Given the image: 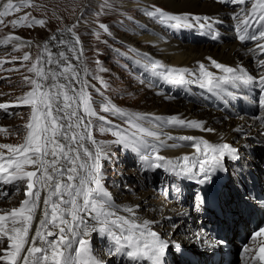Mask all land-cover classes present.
<instances>
[{"label": "snow or ice", "instance_id": "snow-or-ice-1", "mask_svg": "<svg viewBox=\"0 0 264 264\" xmlns=\"http://www.w3.org/2000/svg\"><path fill=\"white\" fill-rule=\"evenodd\" d=\"M219 2L245 5L247 0ZM30 3L31 0H19V3L4 0L0 2V18L20 12ZM146 15L173 28H189L193 24L201 29L209 26L206 23L208 17L175 15L160 8H153ZM27 19L25 15L12 23L22 24ZM233 19L237 21L235 31L238 39L241 42H257L256 48L264 56V0H254L250 10L241 8ZM45 23L43 19H33L28 26H44ZM100 28L108 30L103 24ZM66 31L72 33L73 29ZM13 38L21 39L11 36L7 39ZM50 41L67 46L68 53L74 55L70 58L65 51L53 54L49 43L45 42L44 52L28 68L34 76L25 77L31 90L17 98L19 105L31 109L29 122L24 126V141L20 144H0V149L7 150L0 151V184L12 185L16 192L23 186L25 196L19 207L0 209V261L3 264H104L92 255L89 247L88 237L97 233L111 241L109 255L125 256L132 264H163V257L170 247L169 240L153 230L154 221L139 219L133 208H124L123 211L129 215H121L120 209L114 206L111 194L105 190L101 161L110 159L108 146L94 138L93 129L97 128L101 133L111 132L116 137L112 143L138 153L139 159L149 169L163 168L175 176L196 180L200 185H211L218 171H226L225 158H238L239 150L228 143L212 144L193 136L169 135L168 140L191 142L187 146L195 149V153L175 160L160 155L165 141L159 132L141 123L148 118L147 114L127 113L111 101H106L102 111L123 118L126 127L122 128L99 115L88 89H95L101 96L103 92L81 78L80 68L73 63V60H80L83 50L77 49L74 44L69 46L66 40H58L55 35ZM78 43L76 37L75 44ZM28 60L30 54L25 53L23 61ZM209 61L219 70V75L209 71L203 63L194 71L168 67L147 59L144 67L166 83L195 84L217 96L232 95L229 89L245 86L259 88L261 94L256 103L261 114L256 119L264 125V71L256 77L242 68L226 66L211 58ZM258 64L264 70V58ZM84 75H87L86 69ZM94 78L100 80L104 88L107 87L102 78ZM6 107L8 105L0 104V108ZM93 118L103 123L96 125ZM163 123L212 131L204 129L203 122L185 121L178 117H169ZM167 146L175 148L180 145L172 143ZM176 191L180 189L177 187ZM0 195L7 196L8 193L0 192ZM213 201L210 189L197 192L195 196L198 209L205 204L211 206ZM261 204L264 205V201ZM261 236H264V226L251 235L253 245L243 249L247 264H264V240L259 242L258 248L255 247L257 238ZM194 237L199 241L202 233L196 232ZM223 243L225 241L218 242ZM171 247L178 252L182 250L176 242L171 243Z\"/></svg>", "mask_w": 264, "mask_h": 264}, {"label": "rangeland", "instance_id": "rangeland-1", "mask_svg": "<svg viewBox=\"0 0 264 264\" xmlns=\"http://www.w3.org/2000/svg\"><path fill=\"white\" fill-rule=\"evenodd\" d=\"M13 3H19V0H13ZM128 6L129 8H127ZM124 8L127 9L124 10ZM153 8H160L166 13L173 14L161 3H150L146 0H31L30 6L22 8L20 12L0 18L2 19L0 22V62L2 64L0 66L7 69L2 74L5 77L0 84V102H13V106L10 108L11 113H4L0 109V129L6 130L0 131V144L23 143L26 134L24 126L29 122L31 109L29 106L19 105L17 98L31 90V85L25 80V77H33L34 74L28 72V68L31 67L36 57L44 52L45 42L49 43V49L55 44V50H51L53 54L65 51L71 58L74 54L68 53L67 46L57 45L56 42L50 41L56 31L64 33L68 28L73 29V35L79 39L78 44H75V39L69 32L57 38L66 40L69 46L74 44L77 49L83 50L80 60H74L73 63L77 64L79 68L81 63V78L87 79L103 92L101 96L95 89H88L92 94L93 107L97 113L122 128L126 127L123 118L102 111L104 102L111 101L117 108L127 113H146L155 98L161 96L157 94L156 90L150 88L152 86L150 83H144L138 78V72L135 71L132 62L140 60L142 54L127 45L124 39L137 36L134 32L136 26L140 29L148 26L143 24L140 17L148 23L156 21L146 15ZM25 15L28 16L26 21L13 25L12 21H19ZM33 19H43L46 23L44 26L32 24L29 27L28 25ZM101 24L106 25L108 30L104 31L100 28ZM9 36L23 39L8 40ZM25 53L30 54V60L23 61ZM85 69L87 70L86 76L84 75ZM97 76L107 84L106 88L101 85L100 80L94 78ZM147 117L141 123L150 128L149 125L152 121L149 116ZM93 121L96 125L103 123L95 118ZM244 134L246 135V133L239 135L240 138L239 136L235 137L231 143L233 145H235V141L239 143L245 136ZM93 135L97 141L105 142L108 146L110 159L102 160L101 163L104 177L107 178L104 181L108 189L112 191V199L116 200L114 194L118 191L116 194L122 196L120 198H123L122 202L125 203L127 199H136V194L141 189L143 192L145 190L154 192V196L151 195L149 199L151 206L159 201L157 199L159 195L148 183L144 174L137 169L136 162L122 153L121 145L112 143L116 137L111 132L101 133L97 128L93 129ZM259 146L260 143L256 141L249 148L255 147V152H257ZM0 151L7 152L5 149H0ZM251 157L249 156L250 160L258 166L259 159L257 161L254 155ZM258 158H260L259 153ZM141 180L146 185L148 184L144 188L145 190L141 186ZM24 198V188L21 186L19 192L15 191L0 200V205L4 209H10L8 206L11 205L18 207ZM117 199L119 198L117 197ZM6 204L9 205L4 206ZM187 216H189V212ZM151 217L152 214H150ZM153 217L157 218L156 215ZM169 225L173 226L174 223H169ZM181 234V231L176 232L173 235V237L175 236L174 240L178 239V235ZM197 253L199 254V252ZM104 256L103 254L102 258ZM0 264L3 262L0 261Z\"/></svg>", "mask_w": 264, "mask_h": 264}, {"label": "bare ground", "instance_id": "bare-ground-1", "mask_svg": "<svg viewBox=\"0 0 264 264\" xmlns=\"http://www.w3.org/2000/svg\"><path fill=\"white\" fill-rule=\"evenodd\" d=\"M147 2L154 3L158 2L165 6L167 9L173 12L175 15H183V14H211L216 17L221 22H227L229 9L222 5L221 3H214L206 0H146ZM0 2H4V0H0ZM129 8V6L127 7ZM127 8H124L126 10ZM140 20L143 24L148 25L147 29H140L139 27H135V35L136 37H128L124 39L125 43L129 45L131 48L140 52L142 54V58L149 57L155 61L161 62L163 65L168 67H177V68H188L191 70H198V65L203 63L204 65H210L209 58H216L219 61L234 64L239 68L247 69L253 68L257 65L253 60L254 51H250L248 46H245L241 43H238L232 39V35L229 32L225 31L226 37L220 43H204L197 44L188 42L185 40H176L169 36H167L163 31L157 27V25H153L152 23H148L146 20L140 17ZM146 30V31H145ZM149 30H153V34L149 32ZM57 33V34H56ZM55 36L60 37L63 34L61 31H56ZM73 38V32L71 33ZM23 39V38H21ZM129 42V43H127ZM146 44H145V43ZM206 44V45H205ZM205 45V46H198ZM145 47V48H144ZM55 44L50 47V50H55ZM144 55V56H143ZM74 62V60H73ZM81 70V63H80ZM144 83H149L148 81ZM158 95H160L162 99L155 98L152 102V106L146 110L147 116L150 117L152 121L149 125L151 129L157 131L161 135V139L165 141V146L160 148V155H163L167 158L176 159L177 157H181L184 155H189L191 152L195 151V149L187 146V143H182L179 140H168L167 137L169 133L173 132L179 136H193L197 138H202L207 140L209 143H231V141L238 137L239 135L246 133L245 136L238 141H235V146L240 149L242 154V159L247 164L253 163L249 156V147L254 144L256 141L263 140L264 135H262V131L264 130V125H261L260 121L256 119L257 116H227L222 113L220 110H215L209 108L204 105L194 104L183 99H167L168 95L162 93L160 90L155 89ZM148 94V92L146 91ZM146 94V95H147ZM162 100V102H161ZM173 101L175 103H171ZM162 118L157 120L155 118ZM169 117H178L179 119L185 121H198L203 122L204 129H211L212 131H202L200 129H195L191 127H181L178 125H171L163 123L164 120H167ZM156 125H161L160 127H156ZM240 138V136H239ZM150 139V138H149ZM172 143H176L180 146L172 148L168 147ZM238 143V144H237ZM260 147L257 148V152L260 155ZM254 156L258 161V153ZM251 157V156H250ZM253 157V158H254ZM252 159V157H251ZM260 159V158H259ZM259 169L258 166H256ZM138 170H140L137 167ZM140 173L143 174L141 171ZM159 176V175H158ZM107 180V178H103V181ZM142 182V180H141ZM142 188H146L148 184L142 182ZM153 188V186H151ZM155 189V188H153ZM119 190V189H118ZM145 190V189H144ZM118 192V191H117ZM116 192V193H117ZM114 194L116 200H113L114 206L120 209L121 215H129L124 212L123 209L127 207H131L134 209L136 216L143 220L147 219L149 221H154L152 227L153 229H158L163 232L165 237L169 241L174 240L175 236L173 235L176 232L181 231L182 234L178 235V239L180 238L182 243L186 247H191L192 244L198 245V240L192 237L194 233H189V220L191 216H193V212L190 211L188 206L182 207L180 205L167 202L163 197L158 196L157 199L159 201L155 202L154 205H150L149 199L150 196L154 194V192H149L145 190H139L136 194V199H127L124 203L122 202V196L118 194ZM157 193V192H156ZM43 195V194H42ZM117 195V196H116ZM154 196V195H153ZM117 197L119 199H117ZM3 196H1L0 200H2ZM119 200V201H118ZM122 202V203H121ZM153 204V203H152ZM6 204L4 206H7ZM13 205L8 206L11 208ZM20 206V205H19ZM18 206V207H19ZM13 208V207H12ZM0 209H4L2 205H0ZM189 212V216L188 215ZM150 214H152L153 219L150 218ZM157 216V218L153 216ZM39 217V213H37V218ZM89 223H92L90 220ZM168 223V224H167ZM169 223H174L173 226H170ZM35 228V224L33 225ZM173 231V232H172ZM175 231V232H174ZM188 232V233H187ZM171 234V235H170ZM234 235V234H233ZM93 233L88 237L89 240H93ZM189 238L188 240H183L185 238ZM177 239V240H178ZM95 241V239H94ZM203 245V244H200ZM207 245V243H204ZM98 249L100 248V244L97 243ZM103 260L106 262H112V258L107 251L101 250L100 255L103 257ZM209 253L205 252V255ZM207 257V256H206ZM205 257V258H206ZM234 259H236V253L234 254Z\"/></svg>", "mask_w": 264, "mask_h": 264}, {"label": "water", "instance_id": "water-1", "mask_svg": "<svg viewBox=\"0 0 264 264\" xmlns=\"http://www.w3.org/2000/svg\"><path fill=\"white\" fill-rule=\"evenodd\" d=\"M259 147H260V156H261L263 154V152H264V148H263L262 145H260Z\"/></svg>", "mask_w": 264, "mask_h": 264}]
</instances>
